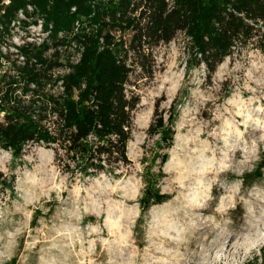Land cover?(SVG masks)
Returning <instances> with one entry per match:
<instances>
[{
    "label": "rangeland",
    "instance_id": "rangeland-1",
    "mask_svg": "<svg viewBox=\"0 0 264 264\" xmlns=\"http://www.w3.org/2000/svg\"><path fill=\"white\" fill-rule=\"evenodd\" d=\"M147 62L150 76L128 54L138 104L117 176L71 178L42 146L0 151V264L260 263L264 55L248 47L208 76L177 34ZM156 102L172 141L147 134ZM149 194L166 199L144 207Z\"/></svg>",
    "mask_w": 264,
    "mask_h": 264
},
{
    "label": "trees",
    "instance_id": "trees-1",
    "mask_svg": "<svg viewBox=\"0 0 264 264\" xmlns=\"http://www.w3.org/2000/svg\"><path fill=\"white\" fill-rule=\"evenodd\" d=\"M19 12L34 24L41 21L44 32L50 28L51 46L20 48L23 65L0 74V151L18 157L27 145L50 149L71 178L117 176L130 163L127 145L138 98L126 91L129 53L145 58L147 76L152 50L177 34L187 39L193 60L208 76L248 47L264 55V0H10L0 15L4 34ZM125 31L132 33L127 45L116 38ZM60 53H67L64 63ZM75 54L79 58L71 62ZM158 108L156 102L147 134L162 132L163 141L166 134L172 141ZM259 167L264 169V152ZM165 199L149 194L141 203L160 205ZM259 253L264 264V246Z\"/></svg>",
    "mask_w": 264,
    "mask_h": 264
},
{
    "label": "built area",
    "instance_id": "built-area-1",
    "mask_svg": "<svg viewBox=\"0 0 264 264\" xmlns=\"http://www.w3.org/2000/svg\"><path fill=\"white\" fill-rule=\"evenodd\" d=\"M9 4L10 0H0V15ZM26 12L32 14L34 8L27 6ZM23 21L27 23L26 27H23ZM33 21L34 19L26 18L24 13L19 12L17 19L10 24L8 34H4L0 24V74L4 72H17L15 68L23 65L24 58L19 54L20 48L28 46L39 47L43 44L49 47L51 46L49 39L50 28L44 32L42 22L37 21V23L34 24ZM34 30H36L37 33H35ZM58 37L61 38V35ZM48 53H52L51 50L47 51L46 56ZM78 58L79 54H75V61L73 62H76ZM60 72L68 71L62 69Z\"/></svg>",
    "mask_w": 264,
    "mask_h": 264
},
{
    "label": "bare ground",
    "instance_id": "bare-ground-1",
    "mask_svg": "<svg viewBox=\"0 0 264 264\" xmlns=\"http://www.w3.org/2000/svg\"><path fill=\"white\" fill-rule=\"evenodd\" d=\"M129 147H130V143H129V146L127 147V150H129ZM3 152V151H2ZM4 154H7L6 152H3ZM111 226V225H109ZM262 241H264V235H263V238H262Z\"/></svg>",
    "mask_w": 264,
    "mask_h": 264
}]
</instances>
